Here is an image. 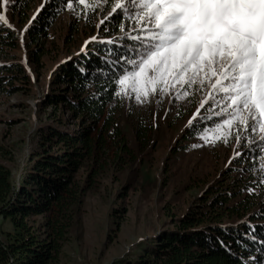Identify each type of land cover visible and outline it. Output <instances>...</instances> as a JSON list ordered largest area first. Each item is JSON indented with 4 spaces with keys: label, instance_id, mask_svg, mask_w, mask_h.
I'll use <instances>...</instances> for the list:
<instances>
[{
    "label": "trees",
    "instance_id": "trees-1",
    "mask_svg": "<svg viewBox=\"0 0 264 264\" xmlns=\"http://www.w3.org/2000/svg\"><path fill=\"white\" fill-rule=\"evenodd\" d=\"M15 7L26 11L29 3L17 0ZM64 7L62 0H50L27 31L31 37L28 61L42 90L47 30ZM111 20L119 29L91 35L85 47L55 62V69L45 78L47 86L37 100L45 114L30 139L25 162L19 161V146L0 145V264H60L85 195L98 175L95 166L100 168L108 161L111 150L115 161L124 156L134 161L116 124L113 90L117 86L114 79H108L111 71L119 74L130 65L121 61L110 69L104 60L110 50L139 59L135 50L140 44L120 33L122 22L126 24L129 18L117 16ZM114 38L115 44L101 43ZM15 43L14 35L0 24V44L13 50ZM23 73L19 64L5 65L0 89L27 91L25 85L32 81ZM15 83L24 87H16ZM150 119L141 118L133 126L140 152L145 151L155 131ZM206 123L213 125L214 121L208 119ZM189 131L181 137L183 142L192 137ZM85 165L88 170L81 184L78 179ZM249 185L235 191L229 184H210L182 214L175 216L167 208L168 222L158 234L137 241L130 253L111 264H251L252 257L259 264L264 258L260 251L264 247V195L249 194L245 190ZM125 192L124 187L118 197L123 198ZM239 196L242 200L236 201ZM117 213L120 216L125 212Z\"/></svg>",
    "mask_w": 264,
    "mask_h": 264
},
{
    "label": "rangeland",
    "instance_id": "rangeland-1",
    "mask_svg": "<svg viewBox=\"0 0 264 264\" xmlns=\"http://www.w3.org/2000/svg\"><path fill=\"white\" fill-rule=\"evenodd\" d=\"M27 1L29 8L19 11L15 7L17 0H10L6 15L11 26L0 22L16 41L13 50L4 49L0 44V77L5 65L19 64L25 71L23 74L32 81L31 85H25L27 91L15 89L8 92V87L0 89V145L19 146L21 164L28 157L30 139L39 118L44 117L45 111L38 108L37 100L43 96L47 86L44 80L55 69V62L65 60L85 47L91 35L119 29L111 19L98 26L99 20L106 15L103 6L97 8L95 13L81 5L74 6L75 12L66 7L59 9L56 20L47 30L42 90L34 79L28 61L31 37L27 36V31L33 23L31 17L44 0ZM111 6L114 4L109 5V10ZM122 23L121 29L124 31L120 33L131 36L138 35L136 30L142 26L134 18L126 24ZM147 27L152 25L147 23ZM141 35H147V32ZM15 86L24 87L21 83H15ZM188 91L192 94L185 97L182 87L177 85L168 95H153L146 103H137L134 94L123 99L116 97L113 104L117 113L116 124L133 152L134 161L127 156L115 161L114 150H111V158L102 162L100 168V165L95 166L98 175L85 195L80 218L63 247L60 264H111L130 253L131 246L137 241L158 234L162 225L168 222L167 208H171L169 212L175 216L182 214L197 194L210 184H229L235 191L251 184L247 187L254 188V193L264 195V186L254 183L257 175L247 171L255 163L248 159L254 153H248L244 160L229 164L235 150L240 149L234 139L227 144L217 142L214 145L200 139L205 132L213 134L222 116L228 118L222 111L224 101L216 96L208 81L201 90ZM177 92H180L179 98ZM210 93L216 96L215 100L209 98ZM206 99L209 103L200 108V102ZM65 116L70 120L68 112ZM149 117L155 131L145 151L140 152L133 126L139 119L147 121ZM208 119H212L214 124H207ZM189 129V136L192 137L183 142L181 137ZM178 148L181 149L175 153ZM87 168L85 165L78 179L81 184ZM124 187L126 192L123 198L118 197ZM239 200H242V196L236 199ZM118 210L125 213L119 216Z\"/></svg>",
    "mask_w": 264,
    "mask_h": 264
},
{
    "label": "snow or ice",
    "instance_id": "snow-or-ice-1",
    "mask_svg": "<svg viewBox=\"0 0 264 264\" xmlns=\"http://www.w3.org/2000/svg\"><path fill=\"white\" fill-rule=\"evenodd\" d=\"M62 3L73 12L75 5L90 8L93 13L103 6L106 15L98 26L117 16L134 18L142 24L136 30L138 35L125 37L139 42L142 50H135L139 59L110 50L104 60L110 69L121 61L130 65L119 74L114 70L109 74L108 79L110 82L114 79L117 86L113 90L116 97L123 99L134 94L137 103H146L153 95H168L177 85L187 97L192 94L188 89L199 91L208 81L216 96L224 101L222 111L228 118L222 116L213 134L205 132L200 139L213 145L234 139L240 149L235 150L229 164L254 153L248 159L255 163L247 171L257 175L254 183L264 186V0H62ZM9 4L10 0H0L3 8L0 22L6 25H9L6 15ZM47 5L48 0H44L31 21ZM145 21L152 27H147ZM145 32L147 35H141ZM101 43L115 44V38ZM100 72L103 74L104 69ZM176 95L179 98L180 92ZM216 96L210 93L209 98L215 100ZM208 103L209 100H202L199 107ZM245 190L249 194L255 192L252 187ZM260 251L264 252V247ZM251 264H257L255 257L251 258ZM259 264H264V258Z\"/></svg>",
    "mask_w": 264,
    "mask_h": 264
}]
</instances>
